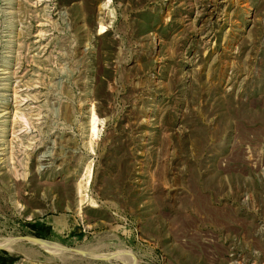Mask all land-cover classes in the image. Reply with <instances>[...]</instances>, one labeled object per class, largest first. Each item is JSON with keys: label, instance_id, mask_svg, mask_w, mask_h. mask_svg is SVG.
Segmentation results:
<instances>
[{"label": "rangeland", "instance_id": "374dc122", "mask_svg": "<svg viewBox=\"0 0 264 264\" xmlns=\"http://www.w3.org/2000/svg\"><path fill=\"white\" fill-rule=\"evenodd\" d=\"M8 241L0 264H264V0H0Z\"/></svg>", "mask_w": 264, "mask_h": 264}, {"label": "water", "instance_id": "95a60500", "mask_svg": "<svg viewBox=\"0 0 264 264\" xmlns=\"http://www.w3.org/2000/svg\"><path fill=\"white\" fill-rule=\"evenodd\" d=\"M27 236L26 235H19V236H17V238L18 239H27L26 238ZM31 239H33L34 241H36V242H40L41 240H43V239H41V238H39V237H36V236H33V235H31V236H29ZM73 249V250H72ZM70 251H73V252H76V253H79V254H81V255H83V256H87V257H90V256H88L83 250H75V248H71V250ZM110 257H101L100 259H109Z\"/></svg>", "mask_w": 264, "mask_h": 264}, {"label": "bare ground", "instance_id": "6f19581e", "mask_svg": "<svg viewBox=\"0 0 264 264\" xmlns=\"http://www.w3.org/2000/svg\"><path fill=\"white\" fill-rule=\"evenodd\" d=\"M102 28H103V26H102ZM99 29H101V28H99ZM101 30H102V29H101ZM101 30H100V31H101ZM103 30H104V29H103ZM103 30H102V31H103ZM93 118H94V117H93ZM93 127H94V126H93ZM26 238H27L26 240L30 241L31 243H43V242H45V241H43V240H41L40 242H36V241H34L33 239H31L29 236H27ZM3 241H4V240H3ZM58 245H59V244H58ZM56 246H57V245H56ZM0 247H4V248H7V249H11V242L8 241V242H5V243H4V242H3V243H0ZM40 247H41V246H40ZM65 247H66V246H65ZM50 248H51V247H50ZM50 248H49V249H50ZM45 249H46V248H45ZM58 249H59V248H58ZM64 249H65V248H64ZM68 249H69V248H68ZM68 249H67V250H68ZM78 250H79V249H78ZM65 251H66V250H65ZM70 252H72V251H70ZM101 255H102V254H101ZM120 255H121V254H120ZM116 256H117V255H116ZM121 256H122V255H121ZM121 256L118 255L117 257H121ZM124 257H125V255H124L122 258H124ZM125 261H127V260H125Z\"/></svg>", "mask_w": 264, "mask_h": 264}, {"label": "trees", "instance_id": "16d2710c", "mask_svg": "<svg viewBox=\"0 0 264 264\" xmlns=\"http://www.w3.org/2000/svg\"><path fill=\"white\" fill-rule=\"evenodd\" d=\"M0 261H1V257H0Z\"/></svg>", "mask_w": 264, "mask_h": 264}]
</instances>
